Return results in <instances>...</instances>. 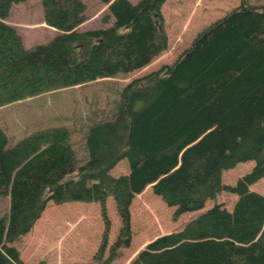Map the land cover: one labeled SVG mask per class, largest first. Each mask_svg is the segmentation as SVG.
<instances>
[{
	"label": "trees",
	"instance_id": "trees-1",
	"mask_svg": "<svg viewBox=\"0 0 264 264\" xmlns=\"http://www.w3.org/2000/svg\"><path fill=\"white\" fill-rule=\"evenodd\" d=\"M25 1L0 0V107L130 73L168 48L167 0H102L110 11L103 21L113 23L86 30L85 0H41L45 23L59 31L31 46L7 22L13 5ZM8 141L0 126V196H10L0 216V264H27L15 242L50 201H99L104 231L97 258L108 245L113 196L122 223L112 253L129 247L130 206L150 185L176 208L174 219L223 191L238 197L232 210L215 203L182 229L156 237L128 264H264V194L251 189L264 177V6L242 2L198 33L174 63L125 85L114 117L90 127L85 163L64 126ZM123 159L129 172L114 176ZM246 161L255 162L250 171L234 184L223 181L226 170Z\"/></svg>",
	"mask_w": 264,
	"mask_h": 264
},
{
	"label": "rangeland",
	"instance_id": "rangeland-1",
	"mask_svg": "<svg viewBox=\"0 0 264 264\" xmlns=\"http://www.w3.org/2000/svg\"><path fill=\"white\" fill-rule=\"evenodd\" d=\"M244 1L264 6V0H167L162 5L164 28L168 36L166 50L149 65L130 73L118 72L112 77L25 96L1 106L0 126L8 134V146L35 130L64 126L69 130L79 163H85L89 157L86 136L90 127L114 117L125 85L160 69L164 64L174 63L190 47L198 33ZM85 2L86 20L81 24V30L106 27L113 23V17L109 22L103 21L110 12L107 2ZM7 21L18 28L27 46L48 42L59 31L45 23L41 0L14 4ZM254 163L246 161L226 170L223 181L234 184L253 168ZM128 172L127 159L121 160L111 171L114 176ZM251 189L264 194V177L254 183ZM237 197L223 191L215 199L208 200L203 209L186 212L174 219L176 208L155 194L150 185L135 196L130 206L133 232L131 245L122 246L113 254L111 247L117 240L122 222L115 199L110 196L107 199V212L112 227L108 245L97 258L104 231L99 201H66L60 204L50 201L30 233L23 235L15 244L27 264H37L41 260L47 264H128L150 241L162 234L182 229L188 221L215 203L232 210ZM9 208L10 196H0V216L6 214Z\"/></svg>",
	"mask_w": 264,
	"mask_h": 264
},
{
	"label": "crops",
	"instance_id": "crops-1",
	"mask_svg": "<svg viewBox=\"0 0 264 264\" xmlns=\"http://www.w3.org/2000/svg\"><path fill=\"white\" fill-rule=\"evenodd\" d=\"M8 22V21H7ZM11 23V22H10ZM81 27V26H80ZM81 29V28H80Z\"/></svg>",
	"mask_w": 264,
	"mask_h": 264
}]
</instances>
